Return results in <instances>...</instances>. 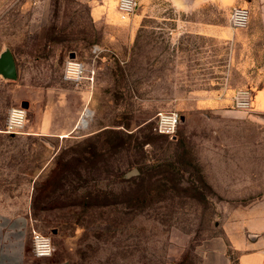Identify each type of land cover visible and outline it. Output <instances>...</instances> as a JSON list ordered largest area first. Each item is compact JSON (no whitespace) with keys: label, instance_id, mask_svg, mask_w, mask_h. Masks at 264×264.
<instances>
[{"label":"rangeland","instance_id":"1","mask_svg":"<svg viewBox=\"0 0 264 264\" xmlns=\"http://www.w3.org/2000/svg\"><path fill=\"white\" fill-rule=\"evenodd\" d=\"M117 1L0 0V50L10 49L17 65L15 80L0 75V203L24 213L29 232L48 236L54 247L48 257L27 254L24 264H201L209 247L238 239L249 215L264 214V173L220 178L231 175L223 170L232 164L219 163L223 143L200 130L201 115L183 131L188 112L202 103L189 90L205 85L193 83L198 73L189 72V61L171 55L179 40L200 42L170 38L174 21L156 16L173 13L166 3L137 18L139 5L123 16ZM94 7L99 21L91 18ZM221 14L202 20L229 27L228 13ZM250 45L235 48L246 76L263 63ZM216 48H207V77L233 49ZM69 62L80 69L68 70ZM241 79L233 78L230 91L253 95L257 83ZM46 104L58 114L78 109L84 118L67 137L31 133ZM11 108L26 112L18 133L5 131ZM163 111L181 115L173 137L156 130ZM260 131L248 122L239 133L258 140Z\"/></svg>","mask_w":264,"mask_h":264},{"label":"crops","instance_id":"2","mask_svg":"<svg viewBox=\"0 0 264 264\" xmlns=\"http://www.w3.org/2000/svg\"><path fill=\"white\" fill-rule=\"evenodd\" d=\"M163 3L168 4L173 9V13L168 16L163 13L156 15L153 8ZM243 4H248L250 8V22L247 28L233 29L220 23L202 20L208 17L220 19L222 10L228 13L229 19L231 10ZM138 5L137 18L156 15L163 19L170 17L169 20L174 21L176 27L169 30L172 40L190 37L189 41L196 39L200 42L195 46L191 42L181 44L179 40L173 45L175 50L171 55L189 61V72L198 73L195 76L197 81L194 80L193 83L205 85L198 90H189V96L192 99H200L202 103L199 105L200 109L188 112L185 117L187 124L183 131L191 132L190 117L195 113L201 115L205 125L200 130L210 134L208 140L211 143H223L220 147L221 151L217 153L218 158L221 159L219 163L232 164L230 171L227 167L223 170L231 175L220 178L256 179L257 172L264 173V142L262 143L264 137V0H138ZM113 7L116 10V1ZM93 9L91 18L99 21L98 11L95 7ZM209 41L212 42L211 45H208ZM241 42L244 47L250 42V46H256L255 51L260 50L263 53V63L261 66L253 64L251 67L253 70L248 76L242 74L241 68H237V60L241 57H237L235 48ZM220 44L221 46L227 44V48L234 50L227 53L225 63L213 66L215 75L207 77L205 72L207 67L204 63L207 48L211 46L217 50L216 47ZM180 47L184 49L186 55H180L179 52H183ZM2 51L0 50V53ZM237 70L241 73L238 77ZM247 77L250 79L246 80ZM233 78L235 82L242 78L241 81L244 83L255 82L258 85L253 90L252 108L248 110L249 113L229 107L228 101L235 93V90L230 91L228 87L233 82ZM25 107H28L27 103ZM56 110L48 109L46 104L36 121V129L31 133H37L39 136L67 137L81 124L82 117L78 109L71 112L60 111L59 114ZM212 114L213 117H211ZM248 122L252 123L253 128L262 130L258 140L255 135L248 137L245 132L240 135L239 130H243V123ZM240 127L242 129H239ZM257 164H263V168H256ZM258 178L264 179V176ZM240 228L242 234L238 239H232L227 244L224 242L222 247L215 249L209 247L202 254L201 264H264V214L249 215L247 220L241 222ZM227 248H231L233 256L227 254L225 250ZM31 253H33L32 239L26 215L0 203V264H24L26 255Z\"/></svg>","mask_w":264,"mask_h":264},{"label":"built area","instance_id":"3","mask_svg":"<svg viewBox=\"0 0 264 264\" xmlns=\"http://www.w3.org/2000/svg\"><path fill=\"white\" fill-rule=\"evenodd\" d=\"M138 5V0H118L117 9L123 15L133 14ZM249 9L244 6H236L231 10L229 24L233 29L246 28L249 21ZM80 69V64L76 62L68 63V70ZM253 95L247 88L238 89L232 96V103L236 109L249 110L252 107ZM156 130L166 136L176 135L181 115L176 111L158 112L155 116ZM26 121L24 109L11 108L6 123V132L18 133L23 128ZM32 252L34 256L44 258L52 255L54 247L51 239L36 231L31 232Z\"/></svg>","mask_w":264,"mask_h":264},{"label":"water","instance_id":"4","mask_svg":"<svg viewBox=\"0 0 264 264\" xmlns=\"http://www.w3.org/2000/svg\"><path fill=\"white\" fill-rule=\"evenodd\" d=\"M0 75L6 79L15 80L17 78V68L11 51L6 48L0 53ZM138 173L136 168L128 171L125 176L130 177Z\"/></svg>","mask_w":264,"mask_h":264},{"label":"bare ground","instance_id":"5","mask_svg":"<svg viewBox=\"0 0 264 264\" xmlns=\"http://www.w3.org/2000/svg\"><path fill=\"white\" fill-rule=\"evenodd\" d=\"M84 117L81 118V120L83 119Z\"/></svg>","mask_w":264,"mask_h":264}]
</instances>
